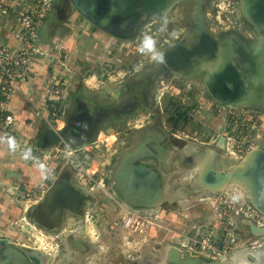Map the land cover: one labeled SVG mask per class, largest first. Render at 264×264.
I'll use <instances>...</instances> for the list:
<instances>
[{"label": "rangeland", "instance_id": "rangeland-1", "mask_svg": "<svg viewBox=\"0 0 264 264\" xmlns=\"http://www.w3.org/2000/svg\"><path fill=\"white\" fill-rule=\"evenodd\" d=\"M64 3L55 0V19L60 18L59 8ZM198 5L202 6L198 18L209 20L207 32L218 43L234 42L232 60L247 73L252 65L248 56L261 36L245 19L241 0H183L173 5L167 15L169 20L138 18L136 28L126 38L106 32L103 38H89L86 50L76 49L68 63L64 48L54 45L51 52L59 58L55 68L62 74L67 72L68 80L59 109L64 134L71 141L83 139L76 142V148L88 147V139L93 136L95 141L112 137V144L99 143L100 149L89 153L81 150L86 156H80L81 167L63 153L54 161L51 169L55 180L50 187L58 179H65L86 199L77 210L64 208L57 227L49 228L40 218L43 199L27 198V188L41 180L26 188L22 181L14 183L20 191H8L4 183L0 185V259L4 258L0 262L11 249L22 252L28 264H264V214L254 207L245 185L230 182L222 190H212L200 186L198 171L202 167L198 163L207 158L216 172L234 174L246 166L251 152L264 150V144H260L251 151L249 143L238 155L234 148L243 137L240 123L255 122L264 127V101L223 105L207 94L202 77L175 75L162 58L154 60L138 52L147 35L163 53L172 42L168 36V42L163 44L161 33L181 27L183 21H188L192 29L185 31L186 36L191 35L198 27L193 21ZM187 8L190 10L185 11ZM261 44L254 47L255 57ZM152 70L161 73L146 78ZM255 87L264 96V86ZM74 116L91 122L89 126L81 123L76 127L79 136L75 137L69 131L74 126ZM49 123L54 130L58 126ZM39 136L40 133L35 145ZM71 141L55 146L66 151L72 147ZM141 144L155 156L153 147L160 145L169 153L164 168L155 156L146 155L137 161L158 172L164 192L160 203L148 207L130 205L114 182L120 166L131 152L141 149ZM36 160L35 167L42 164L43 153L36 155ZM207 167L205 164L204 169ZM101 180L104 187L99 185ZM234 195L238 196L234 204L242 201L244 209H248L243 219L230 211L237 229L226 225L227 220L220 221L210 201L228 198L232 202ZM30 218L43 228L32 224ZM221 225L230 229L233 237H228L226 231L219 234ZM195 242L205 243V248L202 244L196 247Z\"/></svg>", "mask_w": 264, "mask_h": 264}, {"label": "water", "instance_id": "water-1", "mask_svg": "<svg viewBox=\"0 0 264 264\" xmlns=\"http://www.w3.org/2000/svg\"><path fill=\"white\" fill-rule=\"evenodd\" d=\"M183 0H65L67 10L74 9L89 20L98 29L118 38H126L129 32L134 30L138 18L145 16L162 19L169 13L173 5ZM245 19L254 25L261 36L264 52V0H241ZM202 6L196 8L193 21L198 23L193 33L187 36L180 46H169L163 51L162 60L174 73L183 77H202L207 94L219 101L223 105H241V101L252 97L248 103L264 101V96H260L256 85H263L264 81L253 79V71L259 64L253 54L252 48L249 58L252 61L250 69L245 73L243 69L237 67L233 62V43L224 41L218 43L214 36L206 30L204 18H198ZM201 15V14H200ZM197 16V18H196ZM227 53V60L222 67L214 74L204 73L202 69L212 62L217 61L220 52ZM204 63V64H202ZM161 73V70H152L145 77ZM145 77L143 79H145ZM139 89V88H138ZM247 104V103H245ZM87 114H89L87 112ZM42 149L55 147L58 143L64 144L69 141L63 129L56 132L52 127L43 131ZM72 135L79 136V130L73 128ZM94 137V136H93ZM89 137L88 142L92 143L96 138ZM154 137V136H153ZM157 137V136H155ZM159 137V136H158ZM68 143V142H67ZM146 142L145 144H147ZM141 144V149L130 153V158L120 166L114 182L118 193L130 205L143 207L152 206L163 200L164 192L160 182V176L156 170L150 167L137 164L139 158L146 155L155 156L151 153L147 145ZM72 146V144H71ZM74 147V146H73ZM157 155L155 159L164 168L168 150L162 145L154 148ZM251 155L253 156L250 161ZM153 158V157H152ZM201 160V159H200ZM209 162V160H208ZM200 176V186L212 190H222L232 181L242 182L251 196L254 207L264 214V150H256L250 153L248 163L243 169L237 170L234 174L216 172L211 168V164ZM248 183V184H247ZM163 197L160 201L159 196ZM41 212L49 217L48 225L57 227L62 221L63 209L73 208L77 210L85 203V197L78 192L67 180L58 179L42 197ZM50 221V222H49ZM0 264H28V259L18 251L8 250L6 258Z\"/></svg>", "mask_w": 264, "mask_h": 264}, {"label": "built area", "instance_id": "built-area-1", "mask_svg": "<svg viewBox=\"0 0 264 264\" xmlns=\"http://www.w3.org/2000/svg\"><path fill=\"white\" fill-rule=\"evenodd\" d=\"M54 2L55 0H36L32 6L25 8L23 11L12 12L10 10L12 7L9 6L5 0H0V17L5 18L9 17V15H13L15 18L14 20L21 29V31L16 35L20 42V47L18 49L11 50L0 40V126L5 130L8 136L10 135L15 137L17 141L16 150H22V152L27 150L24 148L27 147L29 149L30 146L28 147L26 143L24 144L19 141V133L15 130V127L17 126L16 118L13 114H9L8 109L14 100L16 93L22 86L28 84L32 80V75L35 70L34 66L38 58L47 55L41 52L37 45L39 42L38 38L40 29L52 13ZM162 34L163 33H161V37L164 40L162 43L164 44L168 42V38L164 39ZM138 52L139 54H142L139 50ZM56 68L54 65L51 71L52 75L47 79L44 94L46 106L51 110L49 121L58 125L57 128H55V131L58 132L60 131L61 124L63 125V122L59 118V109L61 102L65 98L64 92L68 80L65 76H63L62 72ZM37 116H42V114L37 112ZM259 125L260 123L257 124L255 122L249 125L240 123V129L242 130L241 132L243 133V137L240 138V142L234 145L238 155H242L244 153V147H246L249 143L251 144V151L253 149H257V146L260 144H264V127ZM244 131L246 132V136L244 135ZM251 135L254 136L251 137ZM111 139L112 137H106L104 140H96L90 143L88 147L84 148L79 146L77 148L75 146L69 148L67 147L66 151L65 149L60 150L59 147L56 146L49 148L47 153H43L42 160V164L47 166L48 172L42 182L37 184L35 187L28 188L26 190L27 198L42 199L50 185L55 180L51 166H53L55 160L59 159L60 153H63L64 157H71L75 161H78V164L81 167V163L79 162L80 156L83 155L82 152H80L81 150L89 153L93 150L100 149L99 143H106L109 145V143H111ZM230 140L233 142V138L229 139V141ZM253 145H256V148H253ZM77 154H79V158L77 157ZM83 157L86 158L85 154ZM30 160L35 162V157L32 156V159ZM99 185L104 187V181L101 180ZM24 198L26 197H23V199ZM210 201L211 204H213V210L220 218V221L227 220L226 225L229 227L236 228L235 222L232 218L234 217V214L242 217V219L247 215L248 209H244V203L242 201L241 203L236 202L235 204L233 200L231 202L228 198L215 199L214 201L210 199ZM231 210H234L235 213H230ZM229 230L230 229L221 225L219 234H224L226 231L228 237H233V234L229 232ZM199 244H202L203 248H205V243L195 242L194 245L197 247Z\"/></svg>", "mask_w": 264, "mask_h": 264}, {"label": "crops", "instance_id": "crops-1", "mask_svg": "<svg viewBox=\"0 0 264 264\" xmlns=\"http://www.w3.org/2000/svg\"><path fill=\"white\" fill-rule=\"evenodd\" d=\"M5 1L12 7L10 9L12 12L23 11L25 8L32 6L36 2V0ZM55 11H52L39 32V42L37 47L41 52L47 55L38 58L34 66L35 70L32 75V80L28 84L22 86L16 93L15 98L8 109L9 114H13L16 118L17 126L15 127V130L19 133V141L24 144L26 143L28 147L30 146L29 148H31V154L33 157H36L39 153H44L46 150L38 148L35 143L38 134L41 133L42 130L49 128L48 125L50 124L49 119L51 110L48 109L45 103L44 88L47 79L52 75L51 69L54 67V62H59V58L55 56V53L53 55L51 50L53 51V47L57 45L63 47L64 55L68 57V63V60L72 58L74 52L77 53V51L80 52L86 50V44H88L89 38L98 37L99 39L101 37L103 38V34H106L79 14L75 9L69 12L65 4L64 6L61 4L59 8V13H61L59 19L53 17ZM14 19L13 15H9V17L5 18L0 17V40L11 50L20 47V42L16 35L21 29L18 27ZM59 51L62 53L61 50ZM56 65H58V63ZM65 73L67 72H64L63 76H65ZM37 112H40L42 116L38 117ZM61 129L62 127L60 130ZM0 136H8L1 126ZM153 136L155 137L156 135ZM23 152L22 150L20 151L16 149L10 151L6 144L0 143V172L3 173L0 176V185L4 183V186L8 191H20L18 186L14 183L22 181L25 187L27 184L31 185L33 183H38L39 180L42 182L45 178L41 176L39 170H36L37 168L34 163H36L37 160L34 162L21 159ZM9 175L13 177H7ZM1 189L5 190L4 188ZM20 197L23 198V196ZM4 201H6V199L2 202ZM22 203L24 202L22 201Z\"/></svg>", "mask_w": 264, "mask_h": 264}, {"label": "flooded vegetation", "instance_id": "flooded-vegetation-1", "mask_svg": "<svg viewBox=\"0 0 264 264\" xmlns=\"http://www.w3.org/2000/svg\"><path fill=\"white\" fill-rule=\"evenodd\" d=\"M192 8V7H191ZM188 10H190V8H187V10H185V11H188ZM168 15V14H167ZM167 15H166V18H164L163 17V19L162 20H169L168 18H167ZM164 21V22H165ZM171 21V20H170ZM188 22V21H187ZM187 22H181V27H179V28H175V29H170V30H165L164 29V32H163V37H164V39H167V37L169 36V40H171V42H172V45L174 44V46H180V45H182V41L187 37L186 36V32L187 33H189V30H192L191 29V26H189V23L187 24ZM209 22V20L206 22V30H207V28H208V30H210V23H208ZM171 23H172V21H171ZM171 25V24H170ZM199 27V26H198ZM207 30V31H208ZM182 31V32H181ZM186 31V32H185ZM255 31L257 32V30L255 29ZM179 38V39H178ZM176 42V43H175ZM164 62V61H163ZM165 63V62H164ZM166 64V63H165ZM170 73H172L171 72V70L169 71ZM173 74H175V75H178V76H180L178 73H173ZM180 80H182V79H180ZM176 82V81H175ZM153 99H155V97L157 96V94L155 93V91L153 92ZM152 101H155V100H152ZM83 105V104H82ZM81 105V106H82ZM157 105H159V104H156V109L159 107V106H157ZM83 107V106H82ZM88 120L86 119V118H84L83 116L82 117H73V125L75 126H72L71 127V129L69 130L70 132H72V129L73 128H78V127H81L80 125H81V123H87L88 124V126L90 125L89 123H91V122H87ZM70 135H71V133H70ZM89 136H91V135H89ZM40 137V136H39ZM69 139V138H68ZM69 141H71L70 139H69ZM83 141V139H80V137H77L75 140L74 139H72V146H75V144H76V142L77 143H79V142H82ZM74 144V145H73ZM77 146H80V145H77ZM172 146V144L170 145V147ZM166 147H168V145L166 146ZM174 149H176V146H174ZM156 162H158V161H156ZM159 163V162H158ZM147 165V164H146ZM145 165V166H146ZM149 165V164H148ZM64 210V209H63ZM40 213V218L42 219V220H44V222H45V224H47L48 225V219H49V217H46V216H44V214H42V212L40 211L39 212ZM30 221H31V223L32 224H34L35 226H37L38 228H43L42 227V225H40V224H36V221L35 220H33L32 218H30ZM49 226V225H48ZM46 228V227H45ZM49 228H52L51 226H49ZM22 253V252H21ZM23 254V253H22ZM24 255V254H23ZM4 258H2L1 257V259H0V261H2ZM30 264V263H29Z\"/></svg>", "mask_w": 264, "mask_h": 264}, {"label": "clouds", "instance_id": "clouds-1", "mask_svg": "<svg viewBox=\"0 0 264 264\" xmlns=\"http://www.w3.org/2000/svg\"><path fill=\"white\" fill-rule=\"evenodd\" d=\"M139 51L142 54H149L154 60H160L162 58V53H160L156 48V42L147 35L144 36L142 42L140 43ZM0 143L6 144L8 150L10 151H14L17 147V141L15 137L12 136H0ZM21 159L25 161L32 159L30 148L23 152ZM36 168L39 170L42 177H44L48 172L47 166L45 164H37ZM231 199L233 202H235L238 199V196L234 195L231 197Z\"/></svg>", "mask_w": 264, "mask_h": 264}, {"label": "bare ground", "instance_id": "bare-ground-1", "mask_svg": "<svg viewBox=\"0 0 264 264\" xmlns=\"http://www.w3.org/2000/svg\"><path fill=\"white\" fill-rule=\"evenodd\" d=\"M262 49H263V43L261 44L260 49L258 50V52L256 54V58H257V61H258L259 64L257 65V68L253 71V75H252L253 79L258 80V81H261V80L264 81V52L262 51ZM225 52L226 51H225V48H224V54H223V52H220L219 56L217 58V61L212 62L210 64H207V65H209L207 67L204 66V68L202 69L201 72L203 73L204 71H207L208 73L210 72V73L214 74L218 70L222 69V67H223V65L225 63V60H227V53H225ZM253 54H254V51H253ZM202 64H204V63H202ZM209 68H213V70H209ZM250 100H251V97L247 98L245 101H241L240 104H242L244 102H247V101L249 102ZM252 157L253 156L251 155L250 161H252V159H253ZM205 164L206 165L208 164L207 158H205L204 161L202 160V162L198 163V166H202V167L198 168L200 176L206 170V168L204 169ZM232 182H238V181H232ZM240 183H242V182H240ZM242 184H244V183H242ZM245 187H247V189H249L250 186L245 185ZM163 197L160 194L158 200L160 201Z\"/></svg>", "mask_w": 264, "mask_h": 264}, {"label": "trees", "instance_id": "trees-1", "mask_svg": "<svg viewBox=\"0 0 264 264\" xmlns=\"http://www.w3.org/2000/svg\"><path fill=\"white\" fill-rule=\"evenodd\" d=\"M73 130V129H72ZM43 131V130H42ZM42 137H43V132L40 133V138L37 142L38 146L41 147L42 146Z\"/></svg>", "mask_w": 264, "mask_h": 264}]
</instances>
